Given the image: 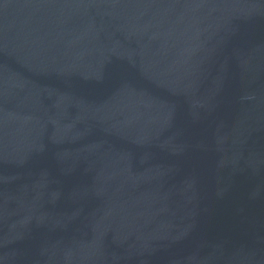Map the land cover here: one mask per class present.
<instances>
[{
  "label": "water",
  "instance_id": "obj_1",
  "mask_svg": "<svg viewBox=\"0 0 264 264\" xmlns=\"http://www.w3.org/2000/svg\"><path fill=\"white\" fill-rule=\"evenodd\" d=\"M0 264H264V0H0Z\"/></svg>",
  "mask_w": 264,
  "mask_h": 264
}]
</instances>
